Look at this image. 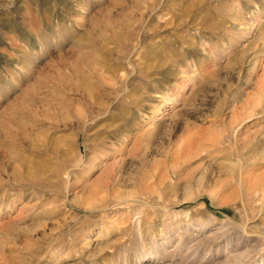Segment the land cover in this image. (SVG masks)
<instances>
[{"label":"rangeland","instance_id":"1","mask_svg":"<svg viewBox=\"0 0 264 264\" xmlns=\"http://www.w3.org/2000/svg\"><path fill=\"white\" fill-rule=\"evenodd\" d=\"M0 264H264V0H0Z\"/></svg>","mask_w":264,"mask_h":264}]
</instances>
